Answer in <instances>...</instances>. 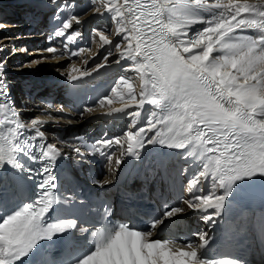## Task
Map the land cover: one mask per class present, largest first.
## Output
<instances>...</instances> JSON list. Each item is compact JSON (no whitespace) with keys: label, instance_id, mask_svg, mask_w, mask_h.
<instances>
[{"label":"snow or ice","instance_id":"obj_1","mask_svg":"<svg viewBox=\"0 0 264 264\" xmlns=\"http://www.w3.org/2000/svg\"><path fill=\"white\" fill-rule=\"evenodd\" d=\"M51 3L61 7L59 0ZM91 3L95 5L96 0ZM194 10L208 15H194ZM95 11L100 17L107 14L120 36L118 41H112L105 30L93 31L103 45L110 46L104 60L115 50L119 52L115 63L128 65L110 90L111 95L98 101L101 106L117 102L122 107L112 111L130 117V130L122 134L127 151L121 152L115 167L120 169L129 157L139 159L146 144H159L185 153L184 159L194 162L198 171L187 176V169L184 170L187 183L182 184V192L186 185L189 197L183 196L181 201L206 224L214 223L221 217L237 182L264 177V2L100 0ZM78 19L69 18L52 34L50 41L53 38H62L61 44L72 41L71 21ZM197 23L203 27L190 33V26ZM4 27L0 24V29ZM50 44L43 52L53 55L29 65L63 56L55 44ZM16 51L13 48V54ZM83 51V47L74 49L71 55ZM129 69L142 82L139 95L133 77L127 75ZM90 75L88 70L80 71L73 65L66 79L75 82ZM0 126H3L0 171L5 164L17 172L24 170L22 157L41 165L28 173L30 178L38 180L37 198L11 214H4L0 207V264H18L41 241H51L77 228L74 219L50 222L49 218L58 203L54 168L58 160H68L69 154L46 141L41 122L36 119L25 122L20 111L11 106L2 72ZM119 144L120 137L102 138L93 143L92 150L104 157L111 168L115 155L112 148ZM74 151L80 154L81 149L75 147ZM73 164L79 166L78 161ZM110 182L94 181L102 185ZM22 190L23 182L19 181L17 191ZM65 199L75 202L71 196ZM183 211L180 205L172 207L163 214V219L152 223L148 232L134 230L127 224L108 227L105 223L91 232L95 247L76 264H234L229 260L202 259L201 250L208 245V233L204 231L195 234L194 243L148 239L152 230L159 231L165 220ZM109 214L106 208L104 216ZM241 217L246 225L251 222L264 227V213L253 216L245 211ZM78 231L83 235L89 228L80 226ZM61 255L54 254L51 264H58Z\"/></svg>","mask_w":264,"mask_h":264},{"label":"bare ground","instance_id":"obj_2","mask_svg":"<svg viewBox=\"0 0 264 264\" xmlns=\"http://www.w3.org/2000/svg\"><path fill=\"white\" fill-rule=\"evenodd\" d=\"M4 1V0H3ZM249 3H255L257 0H248ZM59 3L61 5L60 8H58L56 5H53L51 3V0H41L34 4H29L28 0H6L4 2L0 3V12L3 10L9 11L11 9V13L14 14L15 11H26L31 14V16H36L34 19V29L40 28L41 33H44V36L47 34L46 30L49 29L48 22L45 21H38V16L44 14V16H48V12L53 11L54 8L56 10V15L54 17V20L52 24L50 25L51 28H53L55 31L60 29L64 22H66L69 18L72 16L79 17L78 20H72L71 21V29H69L70 32L73 33V39L72 41H67L64 44L60 43V39L62 38H53L52 41L51 37L52 34L48 36V40H46L47 45L44 47L52 46L53 43L55 44L64 54L59 60H66L69 61V65L66 67V70H64L62 73L63 75L58 76L57 79L54 81L47 83L44 80H39L33 76V74H30V69H36L39 68L40 64L47 63L46 61L42 62L40 61L39 64L29 65L34 60H37V56L39 55H46V56H52L53 54L43 52L42 50L35 49L31 50L27 57L24 58V61H22V64L10 69V64L14 62V59L11 58V55L9 54L5 46L9 44L11 47V44L17 43L21 44L22 46L25 45H36L37 38H40V35H26V36H18L17 33L20 32V29L25 28L27 31L28 26L27 24L22 25H16L15 22H5L7 16L1 17L0 24H4V28L0 29V72L3 73V80L5 81L7 85V92H8V100L11 103V106L14 107V103L18 100V98L21 97L22 94H28L27 92H24L23 89L28 86L29 83H36L40 85L41 87L48 86L54 89H58L60 86H62L66 82H70L66 79L67 74L71 71V68L73 65L80 71L88 70L91 75L88 77H84L79 81H71V83H77V90L75 93L83 92L84 90L88 89L89 86H93L96 83L101 82L103 88L98 94V96L103 95H111V84L113 82H117L123 74H118V69L122 67L123 62L121 64H116L115 62H111V55L108 56L107 61H103L104 67H100L101 64L97 63V61L102 54L108 55L109 47L108 45H103L100 37L96 35L93 31L94 30H105V34H109V39L112 41H118L120 39L119 34L116 31V26L114 22L111 21V18L105 14L104 17H100L99 14L95 11L96 6L99 5L100 0H96V4L93 5L91 3V0H59ZM15 11H14V10ZM91 11H90V10ZM38 14V16H37ZM194 15L197 16H203L206 17L207 13H202L199 10L193 11ZM29 22V21H27ZM203 25L197 23L190 26V33H195L199 29H201ZM80 28L81 30H78ZM89 30H92V35L94 38L89 39ZM82 32V33H81ZM16 33V34H15ZM55 33V32H54ZM53 33V34H54ZM78 33V34H77ZM81 33V34H80ZM37 34V33H35ZM249 34H251V30H249ZM6 37H10L11 39H6ZM83 47L85 51L78 52L77 55L73 56L71 55L72 50L79 49ZM90 47V49H89ZM6 50H5V49ZM21 49V48H20ZM13 52V50H12ZM11 52V53H12ZM119 53V52H117ZM22 54V53H21ZM57 56L60 55L58 52L56 54ZM13 57V56H12ZM20 59V58H19ZM56 59L49 60L50 63H54ZM56 63H60L62 61H59ZM97 61V62H96ZM96 62V63H95ZM24 66V67H23ZM55 66V65H54ZM90 67V68H89ZM95 69V71H93ZM117 69V70H116ZM116 70V71H115ZM125 69L122 71L124 72ZM127 73L133 76V84L135 91L137 95H139L142 82L139 80L138 77H136V74L131 71L130 69L127 70ZM119 76V79L118 77ZM24 78H28V81ZM13 80H15L13 82ZM20 85L23 86V89L20 87ZM115 85V84H114ZM113 85V87H114ZM90 86V87H91ZM22 89V90H21ZM22 98H25L22 96ZM29 101V97H26ZM66 106L64 107V111H61L58 109L57 111H60L63 113L62 117L54 118V116L49 112H42L41 110L37 109L38 105L32 104L29 107H26V109L19 110L21 113V117L25 122H29L32 119H36L37 121L41 122L43 127L42 130L45 131V138H48L51 136L52 132H64L65 135H68L72 132L79 131L80 129H84L89 125L94 124L95 128L100 129L103 132H106L107 134H122L123 130L126 128V124L128 123V115L126 113L123 114H117L114 113L112 110L121 108L122 105H120L117 102H113L111 105L105 103L103 106H101L99 103L97 104L95 110L87 111L86 107H83V101H80L78 104L73 103L72 101H66ZM149 107L146 105V108ZM31 108L30 110H28ZM39 112H41V115H39ZM111 113V114H109ZM101 115V116H100ZM66 119H64V117ZM128 130H130V126L128 127ZM151 135V133H149ZM57 148L61 149L64 153H71L69 149V145L62 144L64 149H62L61 144ZM125 148H119L115 155V159L112 162V165L115 164V160L119 158V155L121 152L127 151V143L125 138L122 136L121 144ZM157 145H151L146 144L144 149L140 150V157L144 160V163L142 164V171L146 172L148 171L149 163H145L146 159L152 160V154H157L156 149ZM178 150H174V153H178ZM151 154V155H150ZM162 156V153H159V157ZM191 162L190 166H185L184 168L190 170L187 173V176H191L195 174L196 171H198V166L189 160ZM111 165V168H112ZM159 164L155 165L153 163V168L150 169V175L154 177V175H158L157 171L155 170V167H158ZM111 168L107 165L106 170L109 171ZM184 173V172H183ZM182 173V176H184ZM186 176V177H187ZM187 183V180L185 181ZM189 194V193H188ZM223 194V192H221ZM182 208L184 209L183 212L189 211L190 209L187 208V205L182 204ZM204 221V220H203ZM172 246L170 245V248Z\"/></svg>","mask_w":264,"mask_h":264},{"label":"rangeland","instance_id":"obj_3","mask_svg":"<svg viewBox=\"0 0 264 264\" xmlns=\"http://www.w3.org/2000/svg\"><path fill=\"white\" fill-rule=\"evenodd\" d=\"M4 1H6V0H4ZM3 0H0V3L1 2H4ZM39 1H41V0H28V2H29V4H34V3H37V2H39ZM90 10V9H89ZM8 18V17H7ZM9 18L8 19H6V21L5 22H9ZM0 23H1V20H0ZM16 23V25H18L17 24V22H15ZM22 29H24L25 30V28H22ZM28 31V30H27ZM16 34V33H15ZM17 34H19V33H17ZM78 34V33H77ZM22 36V35H21ZM0 37H1V35H0ZM20 37V36H19ZM109 37H111V36H109ZM90 38H91V40H92V38H94V36L92 35V31H91V35H90ZM89 38V39H90ZM37 44H38V42L36 43V45H32V46H30V45H25V46H22V43L21 44H17V43H13V45L11 44V47L9 46V44H7L6 46H5V48L7 49H5L6 51H8L9 52V54L11 55V58L12 59H14V62L13 63H11L10 64V69H12V68H15V67H17V66H19V65H21L22 64V61H24V58L26 59V58H29V57H27V54L31 51V50H35L36 48V46H37ZM13 48H15V49H17V51L13 54V52H12V50H13ZM20 48H24V49H27V51L26 52H22V51H19V49ZM89 49H90V47H89ZM1 50V49H0ZM12 52V53H11ZM1 53V52H0ZM22 53V54H21ZM13 56V57H12ZM44 56H46V55H39V56H37L38 58H37V60H39L41 57H44ZM106 56V54L104 55V54H102L101 55V57L97 60V61H99V62H97V63H99V64H102L103 63V61H104V57ZM118 56H119V53H117L115 50H113L112 51V55H111V62H115V60H116V58H118ZM20 58V59H19ZM59 59H61V58H59ZM59 59H56L55 61H54V63H50L49 62V60H52V59H46V60H48V61H46V60H41L42 62H44V61H46L47 63H45V64H40L39 66V68H36V69H30V74H33V76L35 77V78H37V79H39V80H44L45 82H47V83H50V82H52V81H54L55 79H57L58 78V76H61V73L64 71V70H66V67L70 64L69 63V61H66V60H59ZM58 60L59 61H62L61 62V64L60 63H56V62H58ZM107 60H109V59H107ZM95 62V63H96ZM55 65V66H54ZM128 67V65L127 64H125V65H122V67L121 68H119L118 69V74L119 75H121V74H124V72H122L125 68H127ZM90 68V67H89ZM117 70V69H116ZM115 70V71H116ZM127 75H129V76H131L130 74H128L127 73ZM118 77V79H119V76H117ZM131 77H133V76H131ZM24 79H26L27 81H28V78H24ZM15 80H13V82H14ZM132 82H133V80H132ZM96 108V107H95ZM95 108L94 109H92V110H95ZM39 115H41V112H39ZM101 116V115H100ZM128 124H130V123H128Z\"/></svg>","mask_w":264,"mask_h":264},{"label":"clouds","instance_id":"obj_4","mask_svg":"<svg viewBox=\"0 0 264 264\" xmlns=\"http://www.w3.org/2000/svg\"><path fill=\"white\" fill-rule=\"evenodd\" d=\"M262 2H264V0H262Z\"/></svg>","mask_w":264,"mask_h":264}]
</instances>
